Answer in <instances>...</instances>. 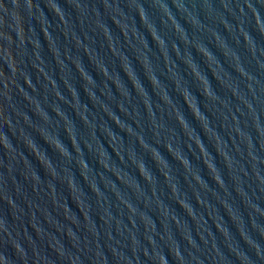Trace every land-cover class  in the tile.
<instances>
[{
  "label": "water",
  "instance_id": "obj_1",
  "mask_svg": "<svg viewBox=\"0 0 264 264\" xmlns=\"http://www.w3.org/2000/svg\"><path fill=\"white\" fill-rule=\"evenodd\" d=\"M0 264H264V0H0Z\"/></svg>",
  "mask_w": 264,
  "mask_h": 264
}]
</instances>
